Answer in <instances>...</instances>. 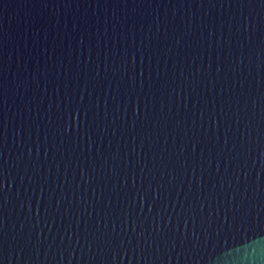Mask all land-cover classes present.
<instances>
[{
    "label": "water",
    "instance_id": "95a60500",
    "mask_svg": "<svg viewBox=\"0 0 264 264\" xmlns=\"http://www.w3.org/2000/svg\"><path fill=\"white\" fill-rule=\"evenodd\" d=\"M0 264H264V0H0Z\"/></svg>",
    "mask_w": 264,
    "mask_h": 264
}]
</instances>
